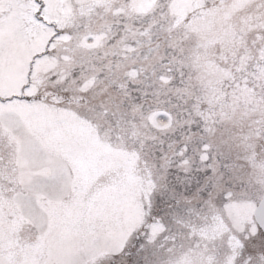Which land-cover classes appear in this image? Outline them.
Listing matches in <instances>:
<instances>
[{"label":"snow or ice","instance_id":"snow-or-ice-1","mask_svg":"<svg viewBox=\"0 0 264 264\" xmlns=\"http://www.w3.org/2000/svg\"><path fill=\"white\" fill-rule=\"evenodd\" d=\"M0 264H264V0H0Z\"/></svg>","mask_w":264,"mask_h":264}]
</instances>
